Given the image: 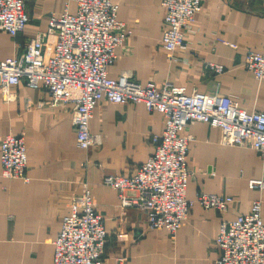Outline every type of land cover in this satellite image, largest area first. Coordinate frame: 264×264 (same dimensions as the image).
<instances>
[{"label": "crops", "instance_id": "1", "mask_svg": "<svg viewBox=\"0 0 264 264\" xmlns=\"http://www.w3.org/2000/svg\"><path fill=\"white\" fill-rule=\"evenodd\" d=\"M117 18L131 33L118 47L109 76L130 75L158 87L170 83L188 92L229 95L251 112L264 111V80L257 81L244 67L249 51L264 44V0H203L187 49L169 60L162 46L166 10L162 0H112ZM30 17L23 32L12 36L0 31V60L19 56L30 39L48 27L50 16L70 11L68 0H25ZM213 65H222L216 72ZM6 102L0 90V143L9 133L22 135L27 144L29 182L1 176L0 162V264H53L54 240L70 205L86 186L108 231L102 264H216L215 245L222 219L248 213L252 202L262 201L264 190L251 189L249 180L264 179V157L255 149L229 145L221 131L205 122L191 123L193 136L188 167L193 172L186 196L199 192L233 197L225 213L204 209L198 203L186 224L171 237L164 229H151L146 210L123 206L116 190L104 183L107 175H131L154 151L153 135L164 130L160 113H149L143 103H98L90 131L102 143L88 152L78 146L72 125L73 104L54 106L43 86L24 82ZM135 191L128 190L131 197ZM125 258L120 263V258Z\"/></svg>", "mask_w": 264, "mask_h": 264}, {"label": "built area", "instance_id": "2", "mask_svg": "<svg viewBox=\"0 0 264 264\" xmlns=\"http://www.w3.org/2000/svg\"><path fill=\"white\" fill-rule=\"evenodd\" d=\"M59 15L50 16L48 27L30 39L19 56L0 60V90L8 102L13 87L24 82L31 88L43 86L49 103L73 104L72 125L78 146L88 152L102 143L90 131L94 110L102 100L115 104L143 103L149 113H160L164 130L153 135V153L131 175H107L104 183L116 190L123 206L146 210L151 229H164L175 237L187 222L195 204L225 213L231 196L199 192L188 199L186 187L194 176L188 167L193 136L186 133L195 122H205L221 131V140L257 150L264 157V111H247L229 95L187 91L185 86L166 83L158 87L142 84L128 74L109 76L108 67L118 57L117 49L131 31L117 18L118 4L112 0H68ZM166 10L162 46L169 60L187 49L186 36L193 29L203 0H162ZM30 17L25 0H0V31L16 36ZM244 67L257 81L264 80V44L249 51ZM211 67L222 72V65ZM1 176L29 182L27 144L22 135L7 134L0 143ZM251 189H263L264 179L249 180ZM133 190L131 197L126 191ZM262 201L252 202L248 213L233 220L222 219L215 245L220 252L216 264H264V220ZM108 231L97 211L88 186L75 197L53 244V264H102ZM125 258H120L124 263Z\"/></svg>", "mask_w": 264, "mask_h": 264}]
</instances>
